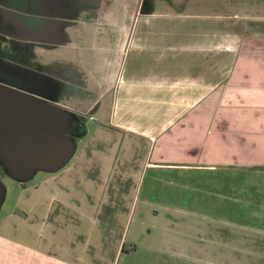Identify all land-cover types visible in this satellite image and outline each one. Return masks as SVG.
Instances as JSON below:
<instances>
[{"label":"crops","instance_id":"1","mask_svg":"<svg viewBox=\"0 0 264 264\" xmlns=\"http://www.w3.org/2000/svg\"><path fill=\"white\" fill-rule=\"evenodd\" d=\"M33 2L19 65L64 62L8 135L0 264H146L153 219L201 216L225 224H193L211 240L193 264H264V0Z\"/></svg>","mask_w":264,"mask_h":264},{"label":"rangeland","instance_id":"2","mask_svg":"<svg viewBox=\"0 0 264 264\" xmlns=\"http://www.w3.org/2000/svg\"><path fill=\"white\" fill-rule=\"evenodd\" d=\"M33 1L0 0V211H3L10 204H15L16 195L22 189V187L17 186V181L12 178L17 176V167L16 163H14L17 155L11 153L13 151L11 148L16 143L14 140L11 141V138L8 139V135L16 133L19 117L25 113V109L29 111L35 106L33 102L27 101L29 98L41 95L47 100L54 98L53 94L55 91L51 86L53 80L48 77L50 73L48 67L49 65H54L53 60H64L61 57L63 55L54 56V58L50 59L47 52L45 55L47 60L45 61L47 64L45 71H42V74L38 77L31 75L33 71L27 72L30 69V64L25 65L27 61L24 62L23 66L19 65L24 59L29 57L25 55L24 51H16L15 48L18 45L15 36L17 37L20 34L21 28L18 24V18L14 16V11L16 9H29V6H34ZM61 1L63 2V0ZM42 2L44 3V0H37L38 5L42 4ZM20 46L27 47V44L21 43ZM41 59L45 60L44 58ZM21 100L25 104L21 103ZM42 106L44 109L49 108L47 101L42 102L38 112L36 111L38 114L41 112ZM34 114L35 111H32V115ZM42 115L43 111L39 116L36 115L35 117L41 118ZM8 149L10 150L8 151ZM7 151L8 153H6ZM11 166L13 169H11ZM171 203L173 204L172 201ZM161 220L157 219L155 221L153 219V227L147 228L151 233L147 231L140 235L144 237V242L148 246L158 248L157 251H159L160 245L166 247L169 250L167 260L170 261V264H193L194 261L190 257V253L201 243L211 242L210 237L203 233L204 231L193 227V224L205 227L215 223L223 226L225 224L224 220L215 219L214 217L179 218L173 219L174 223L170 222V225H178V229H173L167 224H163ZM162 225L166 226L165 228L163 227V233H161ZM164 236L169 238L168 243L162 241L161 237ZM133 237L134 233H131L129 240L132 241ZM176 242H178V245ZM244 242L247 246L250 243H257L253 235ZM157 251L146 256L149 259L146 264H159L157 260L161 256Z\"/></svg>","mask_w":264,"mask_h":264}]
</instances>
